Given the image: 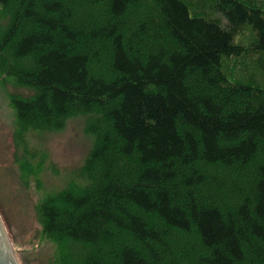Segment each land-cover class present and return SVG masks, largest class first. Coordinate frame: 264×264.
Wrapping results in <instances>:
<instances>
[{"label":"trees","instance_id":"1","mask_svg":"<svg viewBox=\"0 0 264 264\" xmlns=\"http://www.w3.org/2000/svg\"><path fill=\"white\" fill-rule=\"evenodd\" d=\"M0 20V80L29 92L15 141L75 116L93 138L84 183L36 208L55 264H264V0H0Z\"/></svg>","mask_w":264,"mask_h":264},{"label":"rangeland","instance_id":"2","mask_svg":"<svg viewBox=\"0 0 264 264\" xmlns=\"http://www.w3.org/2000/svg\"><path fill=\"white\" fill-rule=\"evenodd\" d=\"M17 93L29 94L9 79L0 80V213L22 264H55L56 247L43 239L36 208L49 195L67 189L70 182L84 183L79 172L93 147V138L85 133V119L75 116L67 119L60 131L29 132L17 143L10 101ZM17 153L21 165L27 167L24 174L29 173L28 179H21Z\"/></svg>","mask_w":264,"mask_h":264},{"label":"water","instance_id":"3","mask_svg":"<svg viewBox=\"0 0 264 264\" xmlns=\"http://www.w3.org/2000/svg\"><path fill=\"white\" fill-rule=\"evenodd\" d=\"M0 264H22L0 213Z\"/></svg>","mask_w":264,"mask_h":264}]
</instances>
